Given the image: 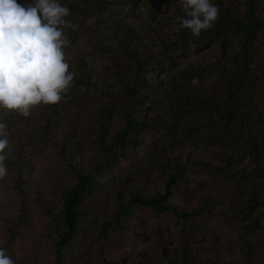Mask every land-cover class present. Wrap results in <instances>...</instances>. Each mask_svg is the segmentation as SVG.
<instances>
[{
  "label": "rangeland",
  "instance_id": "rangeland-1",
  "mask_svg": "<svg viewBox=\"0 0 264 264\" xmlns=\"http://www.w3.org/2000/svg\"><path fill=\"white\" fill-rule=\"evenodd\" d=\"M4 5L5 0H0ZM13 8L2 9L0 20H19L23 13L36 5L35 0H7ZM62 1V0H61ZM88 2L94 0H87ZM198 0H128L124 3L109 4L104 11L79 15L76 33L72 40L62 39L57 43V52L48 62L54 68L59 90L67 96L65 107L68 113L66 123H61L56 132L58 139L68 137L69 141L79 144V151L86 164H93L97 159L96 134L94 130L100 125L105 112L106 98L95 90L77 84L79 76L76 65L81 62L80 56L89 53L90 73L113 90L115 104L112 121L106 131L108 138L113 137L123 125L121 107L124 103L120 96L121 90L117 76L129 77L132 69L128 60L120 53L109 51L100 43L103 40L98 33L104 34L113 21L124 19L134 24L137 35L148 39L147 50L152 58L162 51L160 38L172 37L175 30L170 20L179 22L188 17L198 28L208 25V20L198 10ZM244 0H222L224 7L235 14H241ZM75 4L83 5L84 0H74ZM211 14L215 17L217 10L212 0H207ZM40 5V4H38ZM258 16L262 27L256 38L254 55L257 82L251 92L250 130L239 134L245 139L257 137L264 141V0H258ZM153 25L155 31H150ZM219 42L202 50L197 41L190 43L184 52L174 54L176 64L191 70L201 61L210 65L209 72L198 81L185 82L183 89L204 99L229 102L226 95L227 81L232 75L229 56L239 49L235 44L229 48L227 56L221 55ZM46 67V65H44ZM43 67V69H45ZM33 72V71H31ZM167 70L156 69L151 81L155 78L163 81ZM40 79L38 73H31ZM1 76V75H0ZM153 102L141 109V113L153 122V125L140 137V145L129 147L125 157H119L111 168V175L104 182V191L97 193L88 203L91 214L79 237L71 243V264H105V260L115 264H156L162 262V249L185 246L197 250L193 264H264V202L261 210L246 217L237 213V205L246 200V175L238 173L246 163L234 165L231 169L237 174L224 175L221 170L210 173L203 165L212 168L225 166L224 158L229 147L217 142L194 148L192 140L204 131L205 114L189 112L179 121L180 127L195 124V132L182 140L175 151L170 150L172 143L168 132L169 111L166 107L167 95L164 92L152 91ZM70 101V102H69ZM43 96L19 88L13 83L6 84L0 79V144L10 154L18 153L24 160L29 188L26 189L27 222L16 228V236L9 240L11 227L21 212V199L13 188L12 171L0 169V245H5L3 253L5 264H54L52 241L49 238V218L44 212L45 207H57L58 189L75 180L74 173L66 162L51 148H39L41 143H33L27 136L36 131L41 113L46 112ZM28 112V119L21 118L22 112ZM25 113V112H24ZM13 120V130L6 132L5 117ZM196 124H198L196 126ZM194 141V140H193ZM42 146V145H41ZM157 156L160 161L181 165L184 180H178L169 202L180 209L191 210L201 203V198L216 196L217 211L205 214L196 221L198 235L188 232L183 221L175 215L164 212L156 215L151 207L137 206L134 215L123 218L128 228L120 232L115 240L104 246V256L96 250V238L99 233L100 219L113 207L116 189L123 183L127 175L136 176L146 169L145 161L150 156ZM232 166V165H231ZM264 171V154L263 164ZM147 171L152 175L150 187L146 195L156 191H164L167 178L150 167ZM236 173V172H234ZM264 197V188L262 190ZM237 199H241L240 201ZM44 203V204H43ZM257 218L255 231L245 229V225ZM173 252V251H172Z\"/></svg>",
  "mask_w": 264,
  "mask_h": 264
},
{
  "label": "trees",
  "instance_id": "trees-1",
  "mask_svg": "<svg viewBox=\"0 0 264 264\" xmlns=\"http://www.w3.org/2000/svg\"><path fill=\"white\" fill-rule=\"evenodd\" d=\"M35 1L36 5L23 13L21 19L0 20V79L6 84L13 83L23 90L43 96L46 112L41 113L39 123L35 124L36 131L27 137L33 143L41 141L36 145L39 148L56 150L75 175L73 183L58 189L57 207L50 206L44 209L49 218L48 235L52 241L54 264H71L69 257L72 253L71 243L79 237L86 226L91 214L89 201L95 194L104 191V182L110 177L111 168L117 159L125 157L129 147L139 146L144 130L153 125V122L141 113L142 108L153 102L149 95L152 91L164 92L167 95L165 105L169 111L168 132L172 139L170 150L175 151L182 140L193 135L196 130L193 123L180 127V118L186 113L202 110L206 118V122L202 123L205 128L202 134L193 138L192 146L199 148L217 142L229 147L225 157H221V160L225 161V166L220 168L203 166L212 174L215 170H221L224 175L230 173L233 175L237 174L236 170L231 169L235 164L246 163L245 167L238 171L248 177L246 200L237 199L240 201L237 213L251 217L261 210L264 202L262 195L264 171L261 166L264 141L261 142L257 137L245 139L239 136L250 130L252 124L250 100L257 82L254 65L255 42L262 27V21L258 16V0H244V8L240 15L224 7L222 0H212L217 10L215 17L210 12L207 0H198V10L208 20V25L198 28L188 17H182L179 22L170 20L175 32L172 37L159 39L162 51L155 58H152L147 50L148 39L137 35L134 24L124 19L113 21L104 34L98 33L103 40L97 41L96 37L92 39L93 43H100L107 50L122 54L128 60L132 74L129 77L122 74L117 76L121 88L119 94L124 99L120 108L123 125L113 137L108 138L106 131L112 121L114 92L91 75L89 53L85 51L80 56L81 62L76 65L79 74L77 84L95 90L106 98L105 112L100 119L99 127L94 130L98 157L89 165L83 161L79 144H72L68 137L58 139L56 136L58 126L66 123L68 113L65 107L68 101L64 91L59 90L54 68L48 62L56 54L60 38L72 40L79 15L104 11L109 4L124 3L128 0L91 2L84 0L82 6L75 4L74 0H62L65 9V24L62 28L53 26L46 18L48 5L53 0ZM12 4L5 0L3 5L1 1L0 11L13 8ZM149 29L155 31L153 25H149ZM215 40L219 42L221 55L224 57L231 46L239 45V49L229 56L232 75L227 81L226 95L229 102L226 104L204 99L183 89L185 82L202 80L210 70L209 64L201 61L188 70L176 64L174 59L175 53L184 52L194 41H197L198 47L206 50ZM161 68L167 70L163 81L156 78L151 81L156 69ZM36 72L40 79L31 75ZM20 116L28 119V112L23 110ZM10 119V116H6L4 122L5 130L9 133L14 131L13 120ZM144 167L146 169L139 176L133 173L127 175L116 189L113 207L101 216L96 238V250L100 256H104L105 244L115 240L120 232L128 228L123 218L133 216L137 206L151 207L156 215L164 212L175 215L194 236L200 233L195 222L203 215L215 214L217 211L216 196L201 198L200 205L191 210L180 209L169 202L177 181L184 180V168L181 165L165 163L157 156L151 155L150 161L144 162ZM147 167L157 170L161 176L167 178L163 192L145 194L153 180ZM26 168L24 160L18 153L11 155L10 150L0 144V169L13 172V188L22 201L20 215L12 223L10 241L16 236V228L25 225L28 219L25 202L30 180L26 176ZM257 220L252 219L245 225V229L255 231L258 226ZM5 246L6 244L0 245V264L6 263L3 253ZM197 252L186 246L182 249L163 248L162 262L156 264H193ZM104 262L115 264L108 260Z\"/></svg>",
  "mask_w": 264,
  "mask_h": 264
},
{
  "label": "built area",
  "instance_id": "built-area-1",
  "mask_svg": "<svg viewBox=\"0 0 264 264\" xmlns=\"http://www.w3.org/2000/svg\"><path fill=\"white\" fill-rule=\"evenodd\" d=\"M46 18L49 19L53 26L62 28L65 24V9L61 0H53L48 5Z\"/></svg>",
  "mask_w": 264,
  "mask_h": 264
}]
</instances>
